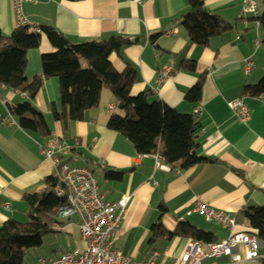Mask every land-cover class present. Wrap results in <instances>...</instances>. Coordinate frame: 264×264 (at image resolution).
Listing matches in <instances>:
<instances>
[{
    "label": "crops",
    "instance_id": "crops-1",
    "mask_svg": "<svg viewBox=\"0 0 264 264\" xmlns=\"http://www.w3.org/2000/svg\"><path fill=\"white\" fill-rule=\"evenodd\" d=\"M259 1L261 14L264 0ZM203 2L229 24L204 46L193 44L186 29L175 21L187 11V0H35L23 4L24 15L33 25L52 26L74 44L119 35L130 38L129 44L110 54L113 67L118 72L128 65L135 69L133 94L147 92L149 101L159 100L181 113L197 114L196 152L212 160L186 168L154 169L152 155L137 154L125 135L107 128L109 115L119 112L118 101L107 88L102 89L98 106L86 110L82 120L62 122L52 116V108L62 109L57 78H43L34 98L0 84V227L9 218L28 220L23 196L40 190L43 179L54 174V165L43 155L42 147L55 133L69 146L67 153L58 155L70 165L88 167L107 200L129 197L113 246L133 261H144L153 251L158 253V264H171L180 257L193 240L172 234L180 222L211 233L214 241L226 238L228 227L189 212L199 201L229 213L236 221L235 231L249 230L237 221V213L264 206V94L250 96L242 89L264 76V30L255 26L252 15L242 14V0ZM15 28L11 0H0L1 32L9 34ZM53 50L42 35L39 47L27 51L25 76L30 79L40 74L41 54ZM247 58L253 66L245 72ZM187 61H194L195 67L186 68L183 63ZM168 66L171 75L156 87L159 70ZM200 76L201 97L193 103L184 95ZM236 98H242L249 108L246 123L227 105ZM26 100L43 114L48 135L22 128L10 112V105ZM110 172L119 175L113 178ZM57 220L42 236L40 246L25 250L21 264H37L40 257L85 246L76 216ZM155 223L161 224L164 233L153 237ZM199 242L205 249L207 242ZM259 252L262 257L255 260L233 263L220 256L215 263L260 264L262 241Z\"/></svg>",
    "mask_w": 264,
    "mask_h": 264
},
{
    "label": "trees",
    "instance_id": "trees-1",
    "mask_svg": "<svg viewBox=\"0 0 264 264\" xmlns=\"http://www.w3.org/2000/svg\"><path fill=\"white\" fill-rule=\"evenodd\" d=\"M185 13L175 19L182 25L193 44L206 45L215 36L229 27L218 14L207 9L203 0H187ZM264 30V10L259 16ZM41 32L16 27L9 34L0 30V84L34 98L43 78L55 77L59 81L62 109L52 108L57 121H79L86 110L97 107L101 91L107 88L118 101L119 112H112L107 128L125 135L137 154H158L170 167L186 168L212 159L196 152V132L200 122L189 113H181L159 100L149 101L147 92L133 94L131 87L136 80V71L127 66L118 72L112 65L110 54L129 44L128 37L114 36L104 41H86L74 44L52 26L43 25ZM54 47L52 52L41 54V73L30 79L25 76L26 54L40 45L42 35ZM156 35H153V38ZM264 43V37H263ZM84 63V65H83ZM188 69L195 67L194 61L184 62ZM203 76L187 90L186 100L196 103L201 97ZM243 94H264V76L254 84L243 86ZM11 113L18 117L20 126L42 136L50 133L44 116L29 101L10 105ZM117 177V173H109ZM40 190L23 196L28 205V220L7 219L0 227V264H21L25 250L38 247L42 236L52 230L57 222L54 208L61 201L56 195L59 185L53 174L46 176ZM239 223L244 222L259 241L264 242V206L243 208L237 213ZM153 237L164 233L160 223L152 226ZM189 236L193 240L214 241L211 233L181 223L172 234ZM260 264H264V258Z\"/></svg>",
    "mask_w": 264,
    "mask_h": 264
},
{
    "label": "built area",
    "instance_id": "built-area-1",
    "mask_svg": "<svg viewBox=\"0 0 264 264\" xmlns=\"http://www.w3.org/2000/svg\"><path fill=\"white\" fill-rule=\"evenodd\" d=\"M34 1L11 0L15 27H26L29 31L41 32V29L33 25L23 12V4ZM131 1L142 3L145 0ZM242 2V14L252 15L255 26L260 27V1L242 0ZM256 43L258 44V40ZM252 66V60L245 59L243 66L245 72H248ZM171 69V66H168L159 70L155 81L156 87L171 75ZM21 94L25 93L21 92ZM227 105L240 122L246 123L249 120V108L242 98L228 101ZM68 150L69 146L55 133L52 134L47 145L42 147L43 155L51 159L54 165V175L59 183L56 187V195L61 201L54 208L55 215L63 221H68L75 216L78 218V226L85 246L72 252H62L57 256L40 257L37 264H158L156 251H153L144 261H133L114 248L116 232L125 214L129 197H122L116 202L107 200L88 167L70 165L59 156L67 153ZM152 156L154 169H169L170 166L160 155ZM191 211L198 212L208 221L228 227L230 233L222 240L207 242L205 249L199 241L190 240L182 255L175 258L171 264H216L215 259L220 256H227L233 263L262 257L257 236L248 231H235L236 221L229 213L210 208L200 201L194 204L189 212ZM206 258L212 261L204 262Z\"/></svg>",
    "mask_w": 264,
    "mask_h": 264
},
{
    "label": "water",
    "instance_id": "water-1",
    "mask_svg": "<svg viewBox=\"0 0 264 264\" xmlns=\"http://www.w3.org/2000/svg\"><path fill=\"white\" fill-rule=\"evenodd\" d=\"M193 117L196 118L197 117V114H193Z\"/></svg>",
    "mask_w": 264,
    "mask_h": 264
},
{
    "label": "rangeland",
    "instance_id": "rangeland-1",
    "mask_svg": "<svg viewBox=\"0 0 264 264\" xmlns=\"http://www.w3.org/2000/svg\"><path fill=\"white\" fill-rule=\"evenodd\" d=\"M263 12V11H262ZM84 65V64H83Z\"/></svg>",
    "mask_w": 264,
    "mask_h": 264
}]
</instances>
